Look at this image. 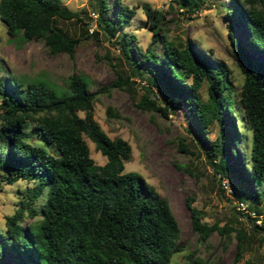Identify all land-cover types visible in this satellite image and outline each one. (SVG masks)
<instances>
[{
	"label": "trees",
	"instance_id": "obj_1",
	"mask_svg": "<svg viewBox=\"0 0 264 264\" xmlns=\"http://www.w3.org/2000/svg\"><path fill=\"white\" fill-rule=\"evenodd\" d=\"M202 2L175 0L176 8L186 13L198 11ZM231 2L232 10L239 16L234 15L231 27L244 28L242 37H234L231 27L227 31L229 55L242 74L236 99L227 70L188 41L179 45L167 42L164 15L147 4L142 5V10L151 32V44L141 51L132 44L133 36L123 33L118 46L130 58L132 70L141 71L143 62L153 74L136 106L164 117L168 111L183 108L191 118L194 135L205 155L210 158L218 155L212 169L219 181L234 173L238 180L246 181L249 187L250 181L254 187L264 184V0ZM114 6L118 12L117 25L122 27L133 9L123 5L122 0H114ZM107 11L105 0H98L96 24L112 36L115 26L105 20ZM58 19L80 20V17L60 0H0V20L7 35L17 34L23 41H40L50 55L72 56L79 41L87 38L86 29H81L82 38L69 35L58 28ZM157 44L160 54L153 48ZM128 50L137 58H131ZM251 52L261 60L253 59ZM122 81L117 74L116 80L98 92L121 87ZM124 82L131 83L127 78ZM204 82L206 99L202 100L197 90ZM151 87L162 92V104L150 98ZM94 100L89 80L80 74H69L64 90L42 79L22 86L0 78V182H32L24 191L18 190L16 207L4 217L0 258L8 252L16 264H172V255L179 250L177 221L153 186L138 173L123 171L124 162L130 158V145L120 137L110 138L101 129L93 117ZM234 110L241 113L251 131L246 179L234 172L224 145V114ZM106 114L117 116L110 107L106 108ZM28 121L33 122L45 143L55 147L56 156L26 140ZM213 123L217 124L218 132L213 141H208L205 131ZM236 128L233 126V130ZM84 137L104 156L102 164H96L90 157ZM177 147L188 153L181 139ZM231 153L237 157L236 151ZM173 166L191 173L179 164ZM259 195V190L251 189L246 205L257 215L261 213L250 202ZM237 201L244 200L239 197ZM184 205L190 228L199 241H205L214 231L225 236L234 232L237 243L231 264L237 261L247 238L245 231L204 223L189 196L185 197ZM238 213L251 221L253 230H263L264 216L261 215L258 226L248 214ZM25 217L37 218L22 226ZM182 264L209 263L197 258L192 250L184 256ZM242 264L253 263L245 260Z\"/></svg>",
	"mask_w": 264,
	"mask_h": 264
},
{
	"label": "rangeland",
	"instance_id": "obj_2",
	"mask_svg": "<svg viewBox=\"0 0 264 264\" xmlns=\"http://www.w3.org/2000/svg\"><path fill=\"white\" fill-rule=\"evenodd\" d=\"M60 3L70 10L77 11L80 20L58 19V28L81 38V29H86L87 38L79 41L72 56L65 53L50 55L40 41H23L17 34L7 35L5 25L0 20V78L22 86L29 81L42 79L61 90H64L69 74H80L89 80L90 92L95 96V121L110 138L120 137L130 145V158L124 162L123 171L136 172L153 186L166 200L177 221L179 235L176 246L179 250L173 253L172 264H182L184 256L192 250L197 258L209 264H231L235 254L237 240L233 231L226 236L214 231L205 241L198 240L190 228L188 211L184 205L186 196L192 198V205L201 212V220L204 223L227 225L245 231L247 238L242 243L241 255L233 264H242L245 260H250L253 264H264V226L263 230H253L251 221L239 214L234 205L239 197L247 205L250 190L254 191L255 188L261 195L252 199L250 204L255 203L263 217L264 184L253 187L248 181L249 187L246 181L238 180L233 173V176H228V182L234 194L227 195L212 169V163L217 162L218 155L213 158L205 155L194 135L191 118L183 108L168 111L164 117L136 106L140 94L148 86V78L152 79L153 74L143 62L140 63V68L143 67L141 71L132 70L130 58H126L118 46L123 33L132 35V44L141 51L151 44V32L142 10V5L147 4L164 15L167 42L179 45L188 41L227 70L236 99L242 74L229 55L231 45L227 31L232 26L234 15L239 18L237 11L232 10L231 0H203L200 9L194 13L180 12L176 8L175 0H122L123 5L133 9L132 16L122 27L116 22L118 12L114 0H105L108 6L105 20L115 26L112 36L96 24L98 0H60ZM227 10L230 12L227 13ZM231 31H234V37L244 35L243 27L235 29L233 26ZM153 48L160 54L158 44ZM128 53L131 58H137L132 50H128ZM250 56L261 60L253 52ZM117 74L123 80L121 87L98 92L100 88L116 80ZM125 78L131 82L130 85L124 82ZM197 94L202 100L206 99L205 82L197 90ZM153 97L157 104H162L163 94L156 87H151L150 98ZM107 107L116 112L117 116L107 115ZM224 122V145L229 151V161L234 172L246 179L244 170L251 144L250 128L238 110L233 113L226 112ZM233 126L237 128L233 130ZM25 130L29 143L43 147L53 156L58 154L52 144L45 143L40 137L33 122L28 121ZM217 132L218 126L213 123L205 131L206 139L213 141ZM84 139L90 157L96 164H102L105 161L104 156L95 150L91 141L85 137ZM178 139L182 140L188 153L177 147ZM231 151H236L237 157L232 155ZM174 163L187 168L191 173L177 170L173 166ZM31 185L32 182L23 180L11 184L0 182V232L4 230V217L11 214L16 207L20 197L18 190L24 191ZM36 218L25 217L21 225L24 226ZM13 258V255L7 252L0 258V262L16 264L12 263Z\"/></svg>",
	"mask_w": 264,
	"mask_h": 264
},
{
	"label": "built area",
	"instance_id": "obj_3",
	"mask_svg": "<svg viewBox=\"0 0 264 264\" xmlns=\"http://www.w3.org/2000/svg\"><path fill=\"white\" fill-rule=\"evenodd\" d=\"M220 184L222 188L227 192V195L232 194V189L230 188L227 178L220 179ZM234 205L237 211H240L243 214H248L250 218L253 219V222L255 225L256 224H258V226L261 225V222H262L261 215H257L254 213V211L248 210L245 203H243L242 201H235Z\"/></svg>",
	"mask_w": 264,
	"mask_h": 264
}]
</instances>
